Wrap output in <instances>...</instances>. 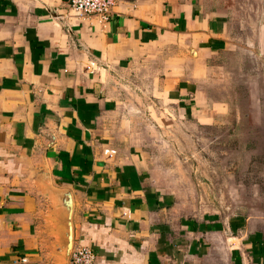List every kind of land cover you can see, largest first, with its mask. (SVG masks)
Listing matches in <instances>:
<instances>
[{
    "label": "crops",
    "instance_id": "0c3cea01",
    "mask_svg": "<svg viewBox=\"0 0 264 264\" xmlns=\"http://www.w3.org/2000/svg\"><path fill=\"white\" fill-rule=\"evenodd\" d=\"M69 3L0 0V264H71L78 245L94 264H264L261 222L180 205L130 116L143 90L153 119L165 104L205 115L199 89L230 45L227 11L116 0L103 27Z\"/></svg>",
    "mask_w": 264,
    "mask_h": 264
},
{
    "label": "rangeland",
    "instance_id": "374dc122",
    "mask_svg": "<svg viewBox=\"0 0 264 264\" xmlns=\"http://www.w3.org/2000/svg\"><path fill=\"white\" fill-rule=\"evenodd\" d=\"M216 1L229 14L230 45L207 59L205 115L184 119L165 104L168 117L153 119L159 104L143 90L129 94L130 116L155 180L180 205L264 227V0Z\"/></svg>",
    "mask_w": 264,
    "mask_h": 264
},
{
    "label": "built area",
    "instance_id": "2783aa9c",
    "mask_svg": "<svg viewBox=\"0 0 264 264\" xmlns=\"http://www.w3.org/2000/svg\"><path fill=\"white\" fill-rule=\"evenodd\" d=\"M116 0H70L69 7L76 11L78 16L82 19L89 17H96L103 27L110 21L112 8ZM93 62L87 67L92 68ZM96 260V254L86 245H78L71 252L70 261L71 264H94ZM21 262H27L26 257H20L12 261L13 264Z\"/></svg>",
    "mask_w": 264,
    "mask_h": 264
}]
</instances>
